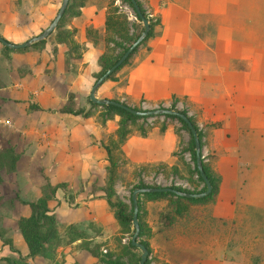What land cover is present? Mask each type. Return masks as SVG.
<instances>
[{"label":"rangeland","instance_id":"rangeland-1","mask_svg":"<svg viewBox=\"0 0 264 264\" xmlns=\"http://www.w3.org/2000/svg\"><path fill=\"white\" fill-rule=\"evenodd\" d=\"M141 2L148 17L159 22L154 25L153 35L121 66L120 73L136 55L150 51L148 41L161 24V10H155L147 0ZM60 3L61 0H0V34L15 42L37 34L52 20ZM88 6L104 8L105 12L108 6L109 9L116 6L125 16L121 35L109 36L111 50L108 52L114 58L130 36L140 31L142 21L134 16L125 0H87L81 8ZM212 13L206 40L212 59L217 57L219 65L212 64L211 78L205 87L210 103L206 107L195 105L197 110L193 117L205 136L212 124L264 132V0H212ZM78 15L70 17L68 24L65 20L63 26L55 27L42 42L31 44L27 49H10L0 42V87L4 94L0 96V264H5V257L9 255L27 256L19 218L29 214L30 207L21 200H36L44 194H48V204L55 213L60 241L49 253L28 256L27 264H104L99 256L127 264L139 262L141 250L129 244L133 224L119 222L105 198L108 164L105 143L114 150V188L118 199L129 204L131 187L141 180L159 185L174 181L167 165L139 160L144 143L139 137L147 136L159 126L162 116L133 118L126 122L127 136L132 135L127 146L129 156L123 143L118 141L119 116L109 115L102 124L103 108L90 105L88 93L100 70L98 57L104 45H95L85 34L79 35V28L71 22ZM95 16L89 23L96 26L99 16ZM103 25L104 22L98 27L103 30ZM58 31L67 35L65 41H58ZM218 66L222 74L218 73ZM117 81L116 73V79H105L96 94L142 108L157 107L159 103L169 107L175 99L173 93L167 99L156 101L148 94L135 92L133 95L123 89L124 83ZM69 94L73 96L74 105L87 109L88 115L57 110ZM178 100L176 97L177 108L189 107V104L185 106L189 103L187 97H183L182 106ZM29 102L56 110L27 111ZM255 120L260 123L252 128L251 121ZM140 126L146 131L144 135ZM167 128L176 136L173 154L177 155L183 176L189 181L186 185L189 189L198 188L200 182L188 172L193 166L190 154L185 158L179 151L189 137L187 131L176 119H168ZM153 136L148 140H153ZM170 147L171 142H162L163 151L167 152ZM56 184L52 195L51 185ZM141 201L144 230L137 239L149 245L148 264H179L167 254L179 253L174 246L177 241L188 244L194 241L183 240L177 233L174 244L165 249V241L157 235L148 217L147 203L151 200L142 197ZM245 211L243 215L236 209L231 221L213 220L212 237L208 241L200 240L201 247L205 242L211 245L209 264L222 261L264 264V210L248 207ZM78 231H82V235ZM73 235L78 237L72 238ZM87 247L94 249L98 256Z\"/></svg>","mask_w":264,"mask_h":264},{"label":"crops","instance_id":"crops-1","mask_svg":"<svg viewBox=\"0 0 264 264\" xmlns=\"http://www.w3.org/2000/svg\"><path fill=\"white\" fill-rule=\"evenodd\" d=\"M147 3L154 6L155 10H161V24L158 25L155 36L148 41L150 51H143L142 55H136L130 65L122 67L121 73L117 72V82L124 83L123 89L127 93L148 94L154 101L167 99L172 93L179 98L180 103L183 97H187L189 103L184 104H189V107L185 108L193 116L197 110L195 105L206 107L210 103L205 87H208L207 80L211 78L212 64L219 65L217 57L212 59L206 40L213 16L212 0H147ZM104 14V8L88 6L81 8L80 14L71 22L79 28V35L82 37L86 25L93 22L95 15L99 16L96 26H101ZM220 70L222 69L218 66V73L222 74ZM2 90L0 87V96L4 95ZM48 108L53 107L39 109ZM251 123L252 128H256L260 121ZM157 129L159 131L156 125L147 136L139 137L144 142L139 160L177 164L182 175L175 174L174 182L186 187L189 181L183 176L177 155L173 154L176 136L170 128H166L164 132L159 131L160 133ZM152 136L153 140L149 141L148 138ZM131 138L132 135L127 136L123 142V148L129 156L131 153L127 146ZM204 139L203 156L220 176L215 200L204 204H191L182 216L172 212L166 199L147 203L148 217L157 235L165 241V249L174 244L177 233H180L183 240L194 241L191 244L177 241L174 246L180 250L179 253L167 252V256L179 264L210 263L208 255H211V245L205 242L201 247L200 240L208 241L212 237L213 220L231 221L236 216V209L243 215L248 207L264 210V132L219 124L212 127ZM165 141L171 142L167 152L161 148ZM187 155L184 152L185 158ZM241 209L244 210L241 212ZM221 264L232 263L222 261Z\"/></svg>","mask_w":264,"mask_h":264},{"label":"trees","instance_id":"trees-1","mask_svg":"<svg viewBox=\"0 0 264 264\" xmlns=\"http://www.w3.org/2000/svg\"><path fill=\"white\" fill-rule=\"evenodd\" d=\"M125 1L131 7V9L134 13V16L139 19L136 11L133 8V4H132L131 0H125ZM86 2H87V0H69L67 3V6L65 8V11L62 14L57 26H61V25L63 26V23L65 22V20H66V24H68L69 23L68 19L72 16L80 14V12H81L80 9L83 5L86 4ZM137 2L139 4L141 11L149 19V22H150V28L148 30L147 36L141 41V43H143L145 40H147V38H149L150 36L153 35L154 25L159 21H158V19H157V21H153L150 17H148V13L144 9L142 2L140 0H137ZM65 16H67V17H65ZM123 20H126V18L123 14H121L118 11L116 6H113L112 8L110 7V9L108 6L107 11L104 14L103 30L100 29L99 27L93 25V24H88L85 27V36L89 41H91L95 45H98L99 43H102L104 45L102 53L98 57V64L100 65V70L96 73V78H98L104 71H106V69H108L111 65H113L116 62V60L120 57V55L123 53V51L131 44V42L133 40H135V38L138 36V34L140 33V31L142 29V26H141L140 31H138L135 35H131L130 36L131 38L129 39L127 44H124L122 46L121 53H118L114 58H112L108 52V49L111 50L109 45H108L109 36L113 37L112 34H114L115 36L118 34L121 35V29H122V26L124 24ZM52 32H53V30L50 33H52ZM66 36H67L66 34L64 35L60 32L57 33L58 41H61V42L65 41ZM114 38H116V37H114ZM43 40L44 39L32 44V46L37 45L38 43L42 42ZM139 45H137L134 48V50L129 54V56L108 75V77H107L108 79H116V73L118 72V70L121 68V66H123L124 64H126L130 60V57L137 50ZM5 47H7V46H5ZM28 47L29 46L22 47V48H10V47H7V48L16 49V50H24V49H27ZM112 99L118 100L117 98H112ZM175 100H176V97L171 102L169 107L177 109L182 113H185L189 117L191 122L193 123L194 127L196 128L197 134H198L199 139H200L201 160H202L203 169H204L205 174L207 175V177L209 178V180L211 182L212 189L208 194H206L205 196H202V197H184L181 195H177L171 191H146V192L139 193L137 195L138 218H139V224H140L139 235H141L143 233V230H144V224L142 222V216H143L142 215L143 214V212H142L143 207H142V201H141L142 197H145L146 199H149V200L166 199L168 201L170 208L172 209V212L175 215L182 216L191 204H204L207 202L214 201L215 197L217 195L218 189H219L220 176L218 175V173L214 169H212L210 162L206 161L205 157L203 156L202 147L205 143V139H204L205 133L202 130V128L198 125V123L195 121L194 117L192 115L188 114V111L185 107H183V108H177L176 107ZM119 101H121V100H119ZM121 102H123L124 104H127V102H125V101H121ZM90 105L91 106H100L103 108L102 109L103 111L101 112L102 124L105 123V121L107 120L109 115L114 114V115L119 116V118H120L119 119V125L117 126V129H116L118 139H119L118 140L119 143L120 142L123 143L127 138V134L129 133V131L126 127V122L128 120L133 119V118L146 119L149 117L146 115L140 116V115L133 114L130 111L126 110L125 108L118 106V105H115V104H111V103H109V104H98V103H94V102L90 101ZM158 106L162 107L163 105H162V103H159ZM132 107H134L136 109H146V108L136 107V106H132ZM26 108H27V111H32V110L39 109L42 107H40V105H38L36 102H29V104L27 105ZM48 110L54 111L55 109L48 108ZM58 110L60 112H69V113H73V114H81L82 113L84 115H88L87 109L84 110L81 107L74 105V99H73L72 94L68 95L66 101L64 102V104L62 106H60L58 108ZM156 116H162V118H163L160 121L161 123L159 124V126L157 125L160 132H164L166 130L168 119L178 120L180 122L181 128H183L187 131L189 137L186 140V144L184 146H182V148L179 151L181 153L186 152V153L190 154L191 159L193 161V166L190 169H188V172L190 173L191 176H193V178H196L197 181L200 182V186L198 188H193V189H189L188 187L186 188L185 186L176 184L173 180L170 182V184H168V186H171V187L179 189V190H185V191H195V192L196 191H203L206 188V185H205V182H204L203 178L201 177V175L199 174V171L196 167L194 139H193L192 133H191L187 123L182 118H180L179 116L174 115V114L164 113L162 115L158 114ZM214 126H215V124H212V125H210V128H212ZM139 130H140L141 134H143V135L146 133L145 129L141 126L139 127ZM175 132L178 133V131H175ZM103 146H104V149L106 151V159L108 161V164L106 165V170H107L106 184L104 187L105 198H106V201H107L109 207L113 211L114 217L119 222H121L122 224L127 225V224L132 223L131 219H132L133 207H132V200H131V192H132L133 188L143 187V186H162V185L147 184L141 180V181H138L136 184H134L131 187L129 204L127 202H125L124 200L118 199L116 197V191L114 188L115 166H116V159H115V155H114V150H113V147L111 145H109L108 143H105ZM178 156L181 157V154H178ZM158 163H160L162 166L167 165L168 167H170L172 176L173 175L175 176V174L182 175L180 173V169H179L178 165H176V164L169 165L166 162H158ZM57 186H58V184L51 185L50 192L52 195L55 193ZM47 197H48V194H44L43 196H41L40 198H38L36 200H27V199L21 200L23 203L28 204L30 207L29 214L22 215L19 218V227H20L22 236L26 242L28 252H27V256H25V255H19L18 257H14V256H10V255L6 256L5 257L6 263L5 264H27L26 258L28 256H35L37 254L43 255V254L49 253L53 250V246L58 244V242L60 241L58 231H57V227L55 224V222H56L55 213L52 211L51 206L48 204V201H47L48 198ZM133 231H134V227H133ZM78 232L80 235H82V233H83L82 231H78ZM76 237H78V236L77 235L72 236V238H76ZM140 241L147 246V248L150 252V248H149L148 243L144 240H140ZM129 244L132 245L130 240H129ZM87 248L90 249V247H87ZM90 250L94 255L98 256V254L95 253V251L94 252L92 251L94 249L91 248ZM99 259L101 261H103L104 264H127L121 260L112 259L111 257H100L99 256ZM148 261H149V257H147V259H146V264H148ZM1 264H3V263H1ZM132 264H138V262L132 263Z\"/></svg>","mask_w":264,"mask_h":264},{"label":"water","instance_id":"water-1","mask_svg":"<svg viewBox=\"0 0 264 264\" xmlns=\"http://www.w3.org/2000/svg\"><path fill=\"white\" fill-rule=\"evenodd\" d=\"M69 0H61V3L52 18V20L48 23L46 27H44L40 32L37 34H34L30 37H28L25 40L22 41H12L7 38H5L3 35L0 34V42L10 48H22L29 46L31 44H34L38 41H41L45 37H47L52 30L57 26L62 14L65 11V8L67 6ZM133 4V8L136 11L139 19L142 21V29L138 36L131 42V44L123 51V53L120 55V57L116 60V62L111 65L106 71H104L98 78L94 80L92 83L89 93H88V98L90 101L98 104H115L118 106H121L125 108L126 110L130 111L133 114L140 115V116H153V115H162L164 113L168 114H174L182 118L188 125L193 139H194V149H195V163L196 167L199 171V174L203 178L206 188L203 191H185V190H179L176 188H173L168 185H162V186H143V187H135L133 188L131 192V200H132V224L134 227V231L130 237V242L133 246L139 247L141 250L140 254V259L138 264H146V259L149 256V250L147 246L142 243L140 240L137 239L140 231V224H139V218H138V201H137V195L141 192H146V191H171L177 195H181L184 197H202L208 194L211 189L212 185L207 177V175L204 172L203 165H202V160H201V145H200V139L197 134L196 128L194 127L193 123L189 119V117L185 114L180 112L177 109L171 108V107H152V108H146V109H136L128 104H124L123 102L119 100H115L109 97H99L96 92L98 87L102 84V82L108 77V75L118 66L120 65L128 56L129 54L134 50V48L141 43V41L147 36L148 30L150 28V22L149 19L143 14L141 11L139 4L137 0H131Z\"/></svg>","mask_w":264,"mask_h":264}]
</instances>
